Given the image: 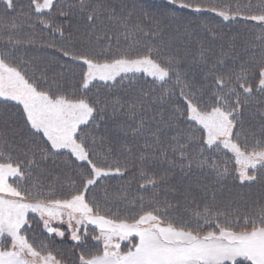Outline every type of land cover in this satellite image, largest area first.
<instances>
[{
	"label": "snow or ice",
	"instance_id": "1",
	"mask_svg": "<svg viewBox=\"0 0 264 264\" xmlns=\"http://www.w3.org/2000/svg\"><path fill=\"white\" fill-rule=\"evenodd\" d=\"M65 4L67 0H29L25 12L18 0H0L2 17H14L3 24L7 39L0 51V127L4 129L0 131V264H62L48 245L38 248L28 239L31 220H36L49 237L63 239L67 232L73 247L81 249L78 264H264V204L237 215L231 203L225 209L216 207V190L192 183L196 168L221 189L229 178L239 185L251 187L260 182L264 186V108L258 110V132L246 126L245 117L257 96L264 104V51L259 59L243 60L239 68H229L224 56L207 67V50L202 47L199 59L193 61L205 65L197 83L195 74L188 79L187 70L181 69L180 56L164 53L170 43H155L167 27L174 25L178 31L182 26L188 32L194 22L188 14L209 13L225 23L259 25L256 39L264 47V3L258 5V13L245 12L239 5L233 8L202 0H164L155 11L135 2L131 6L121 2L119 10L104 0ZM134 16L141 22L130 26ZM57 17L82 20L84 30L77 25L79 35L69 33L66 37L64 23ZM16 18L34 30L35 21L50 34L51 40L40 46L58 54L51 56V62L59 65L51 76V62L38 68L31 60L15 56L17 47L36 43L13 38L20 27ZM105 20L122 30L116 35L117 45L123 36L129 48L113 52V37ZM4 33H0V41H4ZM138 34L150 39L141 42L136 39ZM57 37L62 43L56 42ZM103 39L108 44L101 47ZM74 40L82 47H73ZM224 68L227 71H221ZM69 74L79 79H70ZM140 74L151 78L153 93L160 89L152 103L170 109L167 120H163V111L160 113L164 127L151 133L155 144H160L164 129L181 130L159 152L154 148L134 156L131 146L122 143L119 154L113 157L112 143L99 129L118 115L134 119L136 109L150 93L141 90L137 102H128L125 109L118 97L102 101L97 96L93 100L89 92L93 87L109 91L117 85L134 88ZM66 82L72 86L66 88ZM145 123L141 117L134 128L121 124L118 131L124 137L131 133L136 138L144 135ZM150 147L153 145L146 141L144 148ZM221 151L231 154L229 160L213 158ZM60 154L70 157L63 163L74 165L79 178V185L73 181L65 197L55 195L54 183L45 188L39 176L34 177V169L44 172V166L50 160L55 163ZM132 159L138 163L130 164ZM231 162L234 167H230ZM133 167L137 171L127 185L136 180L139 192L152 190L147 207L143 195L128 200L126 188L115 199L132 206L139 199V211L131 217L111 212L90 196L105 178H124ZM154 168L162 171L157 174L151 171ZM177 177L179 185L171 186ZM161 187L183 197L184 203H173L167 197L161 201ZM194 188L204 198L211 197L202 207H190L195 200ZM104 199L109 201L107 193ZM54 225L66 226V231ZM88 226L93 229L91 240L96 242V251L84 250L88 247ZM125 241L126 251L122 250Z\"/></svg>",
	"mask_w": 264,
	"mask_h": 264
},
{
	"label": "trees",
	"instance_id": "2",
	"mask_svg": "<svg viewBox=\"0 0 264 264\" xmlns=\"http://www.w3.org/2000/svg\"><path fill=\"white\" fill-rule=\"evenodd\" d=\"M109 0H104V2L108 3ZM162 1V0H161ZM161 1H150L145 8L150 9V10H157L159 7L163 4H161ZM220 5H225L224 0H219ZM232 2V0H228ZM242 1L243 5L246 7L244 8L240 3L237 4L239 5L242 10L245 12H250L254 11L258 13L260 11V8L258 5L264 3V0H238ZM79 0H67V4L64 6L67 7L68 5L71 4H76L78 3ZM92 2H96V0H92ZM135 3L139 4V1H135ZM164 3V0H163ZM18 4L23 6V10L25 12L28 11V5H29V0H18ZM109 4V3H108ZM120 2H117L116 7L119 10V5ZM247 5H251V7H247ZM130 6V5H129ZM13 17V16H11ZM188 17L190 19H193L194 22L189 25L188 32H185L184 28L181 26L179 30L177 31L175 29V26H170L165 29L164 35L161 38H158L155 43L160 44V41L163 40L165 45H169V47L164 48V53H173L175 55L180 56L183 59V64L181 65L182 70H187L188 72V77L192 78L193 74H195L196 80H201L202 79V69L205 68V65L197 64L193 62V58L195 55H199L200 51L197 48V43L196 41L199 40L201 33L203 32H210L209 29H212L213 32H215V38L214 35L212 36H207L206 39L211 47V49L214 51L216 48V44L219 41L220 35L225 34V44L227 48L231 49L228 53V57L226 54H219L221 56H224L225 60L230 58L231 56H242L236 61L235 67L239 68L240 63L243 60H248L250 57L248 56V53L245 51V47L248 43H251L256 40V37L260 35V26L259 25H254L251 23V25L248 24H243L240 22L238 23H219L214 19L211 18H204V17H191L188 14ZM14 18V17H13ZM0 27H3L4 23H10L12 20L8 17H2V13H0ZM57 19L61 22L64 23V30H65V36L67 37L69 33H73L75 35H79V32L77 31V25L79 26L80 30H84V22L77 21L76 18L74 17H57ZM21 18H16V22L20 24V27L16 29L15 31L18 32L19 34V39L20 40H29L32 39L36 41L35 45H30V44H23L20 47H22L30 56L32 54L37 53L41 57L40 59L38 58L37 61L42 62L41 65H37L35 62H33L34 65H36L38 68H43L45 66H48L50 64V58L53 54L46 55L43 53L41 49V40L43 42H48V39H51L50 34L47 31H43L42 26H40L38 23L35 21H32V23L36 24L35 30L32 28H29L27 24H22ZM71 21V23H69ZM137 22H141L138 17L134 16L132 20L130 21V26L134 25ZM105 24L108 26V31L112 35L113 39L111 41L112 44V50L113 52H116L117 48H119L121 51L129 48V41L125 40L123 36L120 37L119 44L117 45L116 42V35L118 32L122 31L121 29H118L113 22L104 21ZM165 23H168L165 21ZM204 24L207 25V27H201L200 25ZM14 31V33H15ZM98 31H100L98 29ZM252 33V36L250 39H244L245 33ZM4 33V30L1 32ZM235 38V39H233ZM93 41H95V37L92 38ZM136 39L143 42L145 40H148L150 38L144 37L142 34H138L136 36ZM232 40H236L234 42L236 44V49L230 47L229 45L232 44ZM56 42L62 43L60 41L59 37L56 38ZM79 42V44H78ZM106 44H108V41L106 39H103L99 41V46L103 47ZM79 45V46H78ZM5 46V44L3 45ZM73 47L79 49L82 47V44L79 40H74L73 41ZM26 47H32L28 48L26 50ZM260 52L264 51V48L257 47ZM37 50V51H34ZM205 52V55L207 57V67L210 62H215L216 56L213 55L212 50H208ZM21 49H15V55L19 54ZM194 51V52H193ZM218 55V54H217ZM218 55V57H219ZM257 59V56H255ZM198 65V66H197ZM197 66V67H196ZM27 67V65H25ZM196 67V68H195ZM59 70V65L54 64L51 62V67L49 68V75L51 76L54 72ZM79 69L77 70V72ZM70 79H79V76L71 77V74H69ZM125 83H129L128 81H125ZM72 85L68 84L67 82L65 83V87H71ZM78 86V85H77ZM152 89V84L150 83V80L139 78L138 83L134 88H123L120 85H117L116 87L112 88L111 91H109L105 87L101 88H96L93 87L90 92H89V98L90 99H95L97 96L100 97V99L103 101L105 99H115V98H120L121 102L124 104L125 109H127V104L128 102H137V98L140 95V91L143 90L144 92H149V96L147 97V100L144 102V104L136 109L137 115L134 119H129L126 115H118L113 119H109L107 121V126L101 127L99 129L100 134H106L109 137L110 142H117V143H135L132 146L138 147L137 144L139 145L138 148H140L141 152L151 150L153 151L155 147L158 145L155 144V140L153 137H151V133L155 132L157 127L163 128V121L161 120L160 113L163 111V120H167L169 116V107L168 105H159L153 104L152 99L154 96H159L160 89H157L154 93L151 91ZM178 91V90H177ZM207 100V95L205 97ZM259 97L257 96L256 99L252 101L250 104L249 111L245 113L246 121L248 127H251L253 131L258 132L259 131V121H260V116H259V109L264 108V104L259 103ZM144 117L146 120L145 123V129H144V135L138 136L136 138H133L131 133L129 134L128 137H124L119 131V127L121 124L125 128H134L136 124L139 122L140 118ZM155 117V119H153ZM151 128V130H150ZM182 128L186 129V125H182ZM181 129H164L163 132L160 133L161 137V142L159 145H164L165 148H167V141H166V133L170 134V139L171 136L176 134L177 131H180ZM148 142L149 144H152L153 147L144 148L145 142ZM170 142V141H169ZM161 149V148H159ZM157 151V149L155 148ZM190 152L194 151V147L189 149ZM170 156H171V150H170ZM61 162L58 160L53 163L51 160L46 164L48 166L52 167H61L63 169L67 168H74V165H67L64 164L63 161L68 158L65 156H61ZM213 158L218 159L220 161L224 160H229V156L225 154L224 152L220 153H214ZM46 165L44 167H46ZM230 167H232V162L230 163ZM47 168V167H46ZM159 168H154L151 169L152 171H156ZM179 170L177 169V172ZM75 175V174H74ZM73 175V176H74ZM39 178H42V175L39 176ZM45 185V188L49 185L45 180L41 179ZM192 183L193 184H203V185H208L212 189L216 190V207L225 209L229 203H231L232 209L237 211V215L241 213H246L250 212L254 209H256L260 204H264V199H262V194H264V186L261 185L260 182H257L255 185L248 187L244 185H239L238 182L232 181L230 178L224 182V187L221 189L219 185H216L213 183V179L210 176H205L200 170L193 168L192 172ZM27 186V185H26ZM66 186V185H65ZM195 193V200L192 202L190 205L191 208H196L197 205H200L202 207V200L200 199L199 195H202L199 191H197L195 188L193 189ZM198 193V194H197ZM241 193L243 195H241ZM61 195V197H64V193L57 194L56 196ZM94 196L96 199L100 202L102 198H97L98 194L97 192L94 193ZM181 197V196H179ZM203 197V196H202ZM204 198V197H203ZM210 196L207 198H204L205 202L207 200H210ZM181 201L183 204L182 199H178ZM103 206L105 208H108V201L103 203ZM115 212V211H111ZM118 212V211H117ZM120 213V212H119ZM126 214V213H125ZM123 215V214H121ZM129 217H131L130 214H127ZM242 223V220H241ZM35 228L28 230V238L32 243L39 244L40 247H43L45 244L48 245V250L51 251L58 259L61 260L62 264H75L77 262V256L78 254L75 253V255L68 253V250L71 248H74L73 246L69 245L66 241V239H61L58 237H49L47 234L43 232L42 226L37 224L36 220H31V227ZM90 234V232H89ZM66 238V237H65ZM94 241L91 240V237L89 235L88 237V247H91L93 245Z\"/></svg>",
	"mask_w": 264,
	"mask_h": 264
},
{
	"label": "rangeland",
	"instance_id": "3",
	"mask_svg": "<svg viewBox=\"0 0 264 264\" xmlns=\"http://www.w3.org/2000/svg\"><path fill=\"white\" fill-rule=\"evenodd\" d=\"M145 1L150 2V1H154V0H145ZM224 1H225L224 2L225 5H231L233 8H235L237 6V4H239V3L244 8H246L243 5L242 1H238V0H232V2H230L228 0H224ZM117 2H120V4H121V2L128 3L127 0H109L108 1L109 4H113V5H116ZM202 2H204V3H216V4L220 5V1L219 0H202ZM93 3H95V2H93ZM220 6H224V5H220ZM250 12L256 13L254 11H250ZM189 15L191 17H204V18H207V19L211 18V19L216 20L219 23H225V22L222 21L221 18L216 17L213 14H209V13H205V14H202L200 16H196V14H189ZM8 18H10V20L14 19L11 16H9ZM0 21H1V19H0ZM228 23H236V22H228ZM241 23L246 24L244 21H241ZM251 23H253V22H247L248 25H251ZM3 30H4L3 27H0V33ZM214 33L215 32L210 31V32H203V33L199 34L200 38H199L198 41H196V43H197V48H198V50L200 52H201V48L202 47L204 49L212 50L210 45H209V43H208V41H207V39H206V37L207 36H212ZM251 36H252V33L246 32L244 39H250ZM13 38L14 39H19L18 32H16V31H15V33L13 32ZM225 38H226L225 34L220 35L219 41L215 45L216 48L214 49V51L212 50L214 52L213 55L216 56V60L221 57V55H219V54H224L225 53L227 57L229 56L228 53H229V51L231 49L227 48V46L225 44ZM6 39H7V34L4 33V41H0V51L4 50L5 46H3V45L5 44ZM50 40L51 39H48V41H50ZM234 42H236V40H232V45H234V47H232V48L236 49V44ZM42 43H44V42L41 40V44ZM78 44H79V42H78ZM244 47H245V51L248 53L249 57L257 56V59H259L260 56H261V52H260V50L257 47L264 48V47L261 46V41H259L257 39L255 40V42L254 41L252 42V45H251V43H248ZM28 48H32V47H26V50H28ZM16 49H21L20 53L17 54V57H21L22 56L26 61L31 60L32 62H35L37 65H41L42 66V62L37 61L38 58L39 59L41 58L39 56V54L34 53V54H32V56H30L22 47L19 46ZM41 49H42L43 53L46 54V55L53 54L51 49L44 48V47H41ZM34 51H37V50H34ZM217 54L219 55V57H218ZM54 55H58V54H54ZM241 57L242 56H237V57L231 56L230 58L225 60V64L229 68L233 67L236 64V61L239 58H241ZM216 60H215V62H216ZM215 62H210L208 67H210ZM53 63L57 64L55 62H53ZM77 70L78 69H76V71ZM221 71H227V68L221 69ZM140 75H142V74H140ZM196 82L199 83V82H201V80H197ZM3 130L4 129L2 127H0V131H3ZM167 131H168V129H167ZM151 137H152V135H151ZM166 141H167V143H169V141H170V134L169 133H166ZM15 142H18V138H17V141H14V143ZM111 143H112V146H113V157H115V156H117L119 154L118 150L120 149V145L122 143H117V142H111ZM133 144H135V143H131V144H128V145L131 146L132 152H133V154L135 156V155L141 153V150H140V148H138L139 147L138 144H137L138 147L132 146ZM155 148L157 149V152H159V150H162L165 147H164V145H158ZM159 148H161V149H159ZM148 152H152V151L148 150ZM168 152H170V149H168ZM229 154H227V155L229 156ZM169 156H170V153H169ZM229 157H231V156H229ZM68 158H70V157H68ZM121 159H123V157H121ZM56 160H58L59 162L62 161L60 156H57ZM129 163L130 164L138 163V161H135L134 159H132V160L129 161ZM46 167H44L45 171L42 172V173L38 169H34V177L42 175L41 179H43V180L46 179L45 181L47 183H54L55 195L64 193V195L67 196L69 194V192L71 191V184H72L73 181H76L77 185H79V178L77 176V169L75 167L74 168H67V169H63L61 167H52V166H48V165H46ZM232 167H234V162H232ZM136 171H137V169L133 167V168L130 169V172L128 174H126V176L124 178H115V177L114 178H105V180L102 182L101 186L97 187L92 193H90V196L94 195V193L97 192V194H98L97 198H102L100 202L103 205V203L105 202L104 197H105V194L107 193V195L110 198L109 201H108V208H110L111 211H115V212L118 211V212H120V214L125 215V213H126V214H130L131 216H133L134 214H136L139 211V204H140L139 199L137 198L136 202H135V206H132L131 204L126 203L125 201H122V200H119V199H115V197L120 196L122 194V192L124 191V189L126 188L127 189V198H128V200H131L133 197H138L139 195H143L145 197V206L147 207V200L150 197H152V195H153L152 190L149 189V190H146V191H143V192H139L138 191V182L136 180H133V183L130 186L127 185V181L129 179L133 178V173H135ZM161 171H162L161 169H158L155 172H157V174H159ZM170 185L171 186H178L179 185L178 177L174 178L170 182ZM179 196L180 195L173 194L170 191H165V189L163 187H161L159 189V197L158 198L161 201H163L165 199V197H167L169 200H171L173 203H175L178 199H182L183 200V197H179ZM198 196L202 200V206H203V204L205 203V200L202 197V195L198 194ZM58 197H61V195H58ZM183 203H184V201H183ZM54 226H59V227L62 228V230L66 231V226H60V225H54ZM35 227L36 226L32 227V229L35 228ZM88 227H89V232H90L89 235L91 237V235L93 233V229H92V226H88ZM81 231H83V229H81ZM44 233L47 234L46 232H44ZM65 237L66 238H63V240L66 239L67 243L69 245L73 246V242L67 238V232H66V236ZM95 243L96 242H94L91 247L85 248L84 250L85 251H96V248L94 247ZM33 244L36 247L40 248L39 244H36V243H33ZM127 246L128 245H127L126 241L122 242V250L126 251L127 250ZM80 250H81L80 248H75L74 247V248H71L70 250H68V253H71V254L75 255V253L78 254ZM76 256H77V258H76L77 262H75V264H78V255H76Z\"/></svg>",
	"mask_w": 264,
	"mask_h": 264
}]
</instances>
